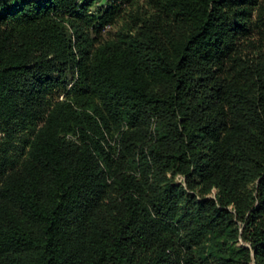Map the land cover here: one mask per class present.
I'll return each mask as SVG.
<instances>
[{
  "label": "trees",
  "instance_id": "trees-1",
  "mask_svg": "<svg viewBox=\"0 0 264 264\" xmlns=\"http://www.w3.org/2000/svg\"><path fill=\"white\" fill-rule=\"evenodd\" d=\"M252 262L264 0H0V264Z\"/></svg>",
  "mask_w": 264,
  "mask_h": 264
},
{
  "label": "rangeland",
  "instance_id": "rangeland-1",
  "mask_svg": "<svg viewBox=\"0 0 264 264\" xmlns=\"http://www.w3.org/2000/svg\"><path fill=\"white\" fill-rule=\"evenodd\" d=\"M99 5H100V4L97 3V4L95 5V7H99ZM120 24H121V22H119L117 25L119 26ZM117 25H116L115 27H117ZM176 180H177V181H181L182 178H181V177H176ZM215 193H216V189L213 187V188H211L210 192L207 193V196H208V197H214V196H215ZM238 244H240V245H246V244H244L241 240L238 241ZM251 264H254V262H252Z\"/></svg>",
  "mask_w": 264,
  "mask_h": 264
}]
</instances>
